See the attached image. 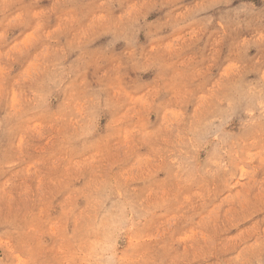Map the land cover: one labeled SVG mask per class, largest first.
<instances>
[{
  "label": "rangeland",
  "instance_id": "rangeland-1",
  "mask_svg": "<svg viewBox=\"0 0 264 264\" xmlns=\"http://www.w3.org/2000/svg\"><path fill=\"white\" fill-rule=\"evenodd\" d=\"M0 264H264V0H0Z\"/></svg>",
  "mask_w": 264,
  "mask_h": 264
}]
</instances>
